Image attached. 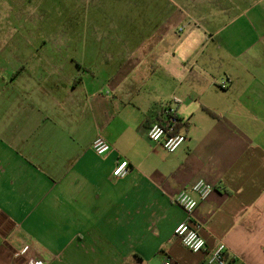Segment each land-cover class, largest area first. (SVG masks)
<instances>
[{"label": "crops", "instance_id": "obj_1", "mask_svg": "<svg viewBox=\"0 0 264 264\" xmlns=\"http://www.w3.org/2000/svg\"><path fill=\"white\" fill-rule=\"evenodd\" d=\"M155 7V29L101 65L0 54V264L24 249L40 264H201L174 235L173 201L198 180L212 188L194 214L206 249L220 239L264 264V0ZM159 104L181 119L174 153L147 139Z\"/></svg>", "mask_w": 264, "mask_h": 264}, {"label": "rangeland", "instance_id": "obj_2", "mask_svg": "<svg viewBox=\"0 0 264 264\" xmlns=\"http://www.w3.org/2000/svg\"><path fill=\"white\" fill-rule=\"evenodd\" d=\"M166 0H0V54L20 63L101 65L153 31L155 4ZM163 15L168 9L162 4ZM118 51V52H117ZM82 53V55H80ZM121 54L118 57H122ZM39 75L42 72L34 71ZM53 73V72H50Z\"/></svg>", "mask_w": 264, "mask_h": 264}, {"label": "built area", "instance_id": "obj_3", "mask_svg": "<svg viewBox=\"0 0 264 264\" xmlns=\"http://www.w3.org/2000/svg\"><path fill=\"white\" fill-rule=\"evenodd\" d=\"M180 124L181 119L174 107L159 104L155 109V119L148 127L147 139L151 143L162 147L166 152L174 153L186 139V136L179 130ZM111 148V144L102 137H97L92 143V150L98 156L108 153ZM129 171L128 161L120 159L116 163L112 176L115 179H121ZM211 191L212 188L206 185L203 180H198L192 186L181 190L173 202L181 208L184 219L176 226L174 235L188 251L204 254L201 264H247L242 258L230 254V250L223 240H217L214 247L206 249V242L201 235L203 225L196 219L194 214L198 204L204 201ZM16 256L22 259L21 262L11 264H40L34 260L26 249L17 252ZM163 264L178 263L171 257L166 256Z\"/></svg>", "mask_w": 264, "mask_h": 264}, {"label": "clouds", "instance_id": "obj_4", "mask_svg": "<svg viewBox=\"0 0 264 264\" xmlns=\"http://www.w3.org/2000/svg\"><path fill=\"white\" fill-rule=\"evenodd\" d=\"M183 227V226H182ZM178 231H179V229H178ZM198 246V245H197Z\"/></svg>", "mask_w": 264, "mask_h": 264}]
</instances>
